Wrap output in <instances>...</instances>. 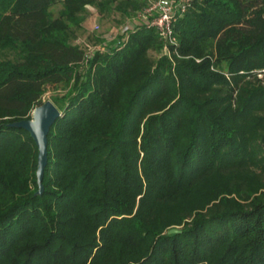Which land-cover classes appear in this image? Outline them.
<instances>
[{"label":"trees","instance_id":"16d2710c","mask_svg":"<svg viewBox=\"0 0 264 264\" xmlns=\"http://www.w3.org/2000/svg\"><path fill=\"white\" fill-rule=\"evenodd\" d=\"M145 4L0 0V264H264V0H188L175 44L145 22L73 42L86 5ZM49 86L38 194L9 124Z\"/></svg>","mask_w":264,"mask_h":264},{"label":"rangeland","instance_id":"374dc122","mask_svg":"<svg viewBox=\"0 0 264 264\" xmlns=\"http://www.w3.org/2000/svg\"><path fill=\"white\" fill-rule=\"evenodd\" d=\"M61 7V4H56L51 8L52 17H57ZM136 12L129 15H122L118 10L100 13L95 6L86 5L84 12L80 15V27L74 29L73 42L82 46L88 54H92L95 50H104L105 45L112 43L122 34V28L125 25L131 28L141 23L136 17ZM165 50H168L167 46ZM152 56L156 57L158 54L152 53ZM52 94V87L49 86L42 96L43 102L51 101Z\"/></svg>","mask_w":264,"mask_h":264},{"label":"water","instance_id":"95a60500","mask_svg":"<svg viewBox=\"0 0 264 264\" xmlns=\"http://www.w3.org/2000/svg\"><path fill=\"white\" fill-rule=\"evenodd\" d=\"M61 113L55 104L46 100L38 106H35L29 119L15 121L9 124L11 127L23 128L30 133L37 146V168L36 182L38 185L37 193L43 191V172L47 162V134L50 126ZM177 228L168 230V233L178 232Z\"/></svg>","mask_w":264,"mask_h":264},{"label":"built area","instance_id":"2783aa9c","mask_svg":"<svg viewBox=\"0 0 264 264\" xmlns=\"http://www.w3.org/2000/svg\"><path fill=\"white\" fill-rule=\"evenodd\" d=\"M187 3L188 0H146V4L136 12V17L154 27L164 42L175 44L172 26L177 15L186 10ZM129 29L130 27L125 25L122 33H127Z\"/></svg>","mask_w":264,"mask_h":264}]
</instances>
